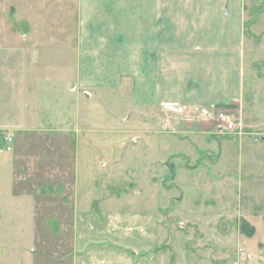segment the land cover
<instances>
[{"label":"rangeland","instance_id":"rangeland-1","mask_svg":"<svg viewBox=\"0 0 264 264\" xmlns=\"http://www.w3.org/2000/svg\"><path fill=\"white\" fill-rule=\"evenodd\" d=\"M222 3L230 7L223 20L224 54L216 55L210 44L200 51L207 69L198 77L206 96L232 99L190 107L231 111L238 131L222 132L217 122L159 108L158 128L168 133L158 139L175 150H162L158 159L147 162L144 148L131 144L147 143L151 135H135L141 124L129 99L108 96L105 105L89 107L93 128L80 152L77 190L73 178L68 180L72 161L63 156L69 150L56 151L61 168L51 153L46 158L35 147L25 150L17 136L11 151L21 172L16 192L31 194L32 206H52L15 209L9 226L0 229V264H264V0H213L216 6ZM59 7L57 0H0L1 118L12 99L24 97L26 80L28 89L29 81L41 80L44 94L36 104L47 113L53 100L67 102L76 94L69 85L63 94L51 93L44 81L59 73L56 65L64 49L49 37L23 38L30 28L38 36L60 29ZM193 16L191 10L187 17ZM198 16L205 18L200 9ZM29 51L32 59L26 60ZM215 57L223 58V65L211 72ZM170 118L177 121L173 126L166 124ZM8 133L0 128V138ZM70 141L71 136L68 141L62 137L63 145ZM0 147H6L2 139ZM38 169L39 175L33 173ZM55 186L62 188L56 198ZM40 192L45 197L39 198Z\"/></svg>","mask_w":264,"mask_h":264},{"label":"crops","instance_id":"crops-1","mask_svg":"<svg viewBox=\"0 0 264 264\" xmlns=\"http://www.w3.org/2000/svg\"><path fill=\"white\" fill-rule=\"evenodd\" d=\"M57 1L60 4L58 9L61 16L60 29L44 34L45 36H38L30 28L27 34H23V38L32 42L49 37L54 39L55 46L64 49L65 55L60 56L56 65V71L59 73L44 81L49 83L47 89L51 93L63 94L65 87L69 85L68 89L76 94L67 102L53 100L54 104L50 106L53 110L47 113L36 104L44 94L39 90L41 80L29 81V89L26 80V90H21L24 97L18 101L12 99L6 118L0 117V128L9 130L14 136V141L10 144L11 150L6 149L8 144L2 137L0 138L6 146L5 149L0 147L2 230L4 225L9 226V216L14 215L16 208L20 210L25 208L31 212L32 208L52 206V203L47 205L42 202L37 207L32 206L31 194L16 192V178L18 176L19 179L21 172L11 151L17 136L23 138L25 150H33L35 147L36 150L45 152L43 155H47L46 158H49L51 153L53 161L61 168L62 160L58 159L61 155L55 156L56 151L69 150L71 154L63 156L72 161L73 167L70 170L72 177L68 180L73 178L71 181L76 184L77 190L80 152L85 149L83 144L87 145L88 141H91L89 131L93 128L90 124L89 107L93 108L95 102H102L105 105V98L111 95L113 101L121 98L130 100L141 124L140 128L134 131L135 135L140 137L151 135L149 142H141L139 146V143L131 145H134L136 150L144 148L141 149V153H144L146 156L144 158L150 162L158 159L162 150L167 152L175 150L163 147L158 139L159 135L168 133L158 128L159 108L167 114L177 110L186 116L183 107L191 106L194 102L213 103L220 100L226 103L232 99L231 95L217 93L214 96H206L198 77L203 69H207L202 58L204 54L199 53L200 51H204L210 44L215 45L214 51H218L216 55L224 54L223 20L224 16L230 14V7L229 10L224 9V3L216 6L213 0ZM201 4L203 6H200ZM45 6L48 5L45 3ZM199 9L205 14V18L200 19ZM191 10L194 11V16L188 18ZM208 10L209 18L206 16ZM225 10H228L226 14ZM69 20L71 27L68 28ZM24 21L29 23L26 17ZM214 25L216 28L212 32ZM207 30L215 38L211 39ZM27 55L26 60H31L30 51ZM222 61L223 58H211L212 65L209 71L213 72L216 66L218 68L222 66ZM48 76L51 77L52 74ZM189 81H193L192 85L188 84ZM27 93L30 95L29 99H26ZM32 94L36 96L31 104ZM176 122L170 118L165 123L173 126ZM63 136L67 141L71 136V141L66 145L62 144ZM123 146L127 148L128 144L124 143ZM150 152L152 153L149 154ZM61 168L57 169V174L62 173ZM33 173L39 175L40 169ZM56 175L52 176L53 182L57 181ZM54 188V195H51L56 198L62 192V188L61 186ZM44 193L40 192L38 197H45ZM76 204L79 206L78 200ZM59 206L60 204L56 208ZM151 221L153 224L152 218ZM147 225L141 224V227ZM0 238L3 237L0 235Z\"/></svg>","mask_w":264,"mask_h":264},{"label":"built area","instance_id":"built-area-1","mask_svg":"<svg viewBox=\"0 0 264 264\" xmlns=\"http://www.w3.org/2000/svg\"><path fill=\"white\" fill-rule=\"evenodd\" d=\"M75 89V88H73ZM184 113L194 115L195 118L204 119L211 122H217V127L222 132H237L238 127L236 126V120L234 113L226 109H209L206 107L196 108L195 111L190 106L183 107ZM197 112H200L197 113ZM204 117V118H203ZM5 141L8 144L7 149L11 150L10 144L13 141V135L8 133L5 137Z\"/></svg>","mask_w":264,"mask_h":264},{"label":"trees","instance_id":"trees-1","mask_svg":"<svg viewBox=\"0 0 264 264\" xmlns=\"http://www.w3.org/2000/svg\"><path fill=\"white\" fill-rule=\"evenodd\" d=\"M246 224L245 223H243L242 225H241V230L242 231H244L245 233H247L248 231L246 230ZM252 229V228H251ZM251 233V232H250Z\"/></svg>","mask_w":264,"mask_h":264},{"label":"water","instance_id":"water-1","mask_svg":"<svg viewBox=\"0 0 264 264\" xmlns=\"http://www.w3.org/2000/svg\"><path fill=\"white\" fill-rule=\"evenodd\" d=\"M227 13V11L225 10V14Z\"/></svg>","mask_w":264,"mask_h":264}]
</instances>
